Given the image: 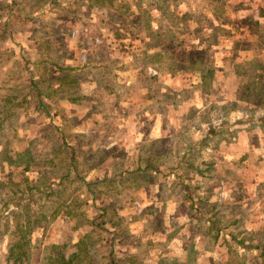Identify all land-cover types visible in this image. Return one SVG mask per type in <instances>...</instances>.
Returning a JSON list of instances; mask_svg holds the SVG:
<instances>
[{
	"label": "rangeland",
	"instance_id": "rangeland-1",
	"mask_svg": "<svg viewBox=\"0 0 264 264\" xmlns=\"http://www.w3.org/2000/svg\"><path fill=\"white\" fill-rule=\"evenodd\" d=\"M59 1L0 0V22L7 19L4 6L10 5L13 10V17L7 19L6 32L0 33V110L3 111L0 114V152L6 147L8 153L0 154V264H7L13 225L23 211L16 206L21 202L27 205L30 219L44 225L29 235V260L25 264H46L45 255L49 251L45 249L51 245H71L63 249L69 254L75 250L72 245L85 235L90 239L92 264L113 261L159 264L174 255L169 250H177L178 246L177 239L169 242L170 239L158 232L165 225L162 216L166 219V207L160 200L172 204L159 196V190H166V186L158 185L166 183V177L149 173L121 174L125 171L123 167L130 169L131 164L140 163L131 161L130 157L138 153L131 142L133 137L135 143L143 139L123 126V119L131 109L127 110L118 98L126 96L130 100L131 93L124 90L116 93L114 88L109 91L110 87L101 90L99 82H91L89 76L91 72H100L90 63L94 61L96 47L105 48L103 43L111 41L109 35H116L110 28L107 33L105 26L91 30L89 18L95 19V14L88 17L84 13L82 0H63L62 4ZM117 39L113 37V41ZM67 74L79 79L76 86L63 83L60 76ZM31 82L42 92L46 113L34 108L35 99L27 92ZM56 83L61 84L55 87ZM90 83L98 84L93 88ZM13 97L17 100L9 106L8 101ZM21 97H26L29 105L21 104ZM245 116L255 119L252 124L257 127L264 126L263 116L251 111ZM221 123L219 128L224 121ZM224 138L230 152L233 145L243 150L242 144L238 147L239 137L231 128L224 127ZM237 148L235 153L239 152ZM72 149L76 170L83 181L90 184L88 187L80 185L76 179L60 181L68 170ZM207 152L211 156L208 162L217 160L214 151ZM17 153L18 167L8 165L6 161L16 159ZM129 155L123 160V156ZM202 170L204 178L212 183L210 173L205 167ZM257 170L260 171L259 181L264 183V167L258 166ZM202 179L195 180L192 186L193 200L189 203H193L196 210L201 204L198 192L205 190ZM215 184L211 198L218 206V215L225 216L230 204L241 208V214L231 222L234 228L223 230L222 237L233 232L240 239L234 242L233 248L240 252L238 242L245 237V232L255 241H262L264 200L250 192L245 179L230 182L216 179ZM21 190H25L24 195ZM252 199L260 201L252 204ZM231 217L235 215H227ZM151 219L150 225L143 228V222L149 223ZM252 224L254 230L250 228ZM245 239L248 241L249 236ZM239 255L242 254L229 256L230 262L223 249L217 248L208 257L215 263L225 264L237 262ZM239 258L243 263L256 264L255 256L244 253Z\"/></svg>",
	"mask_w": 264,
	"mask_h": 264
},
{
	"label": "crops",
	"instance_id": "crops-1",
	"mask_svg": "<svg viewBox=\"0 0 264 264\" xmlns=\"http://www.w3.org/2000/svg\"><path fill=\"white\" fill-rule=\"evenodd\" d=\"M82 1L84 13L95 14V19L89 18L91 30L105 26L107 33L110 28L116 35L103 43L106 49L96 47L94 61L89 59L93 69L100 70L89 74L91 82H99L101 90L110 87L109 91L131 93V103L126 96L118 98L131 109L125 112L123 126L143 138L141 143H135V137L131 142L138 150L136 156H123L140 163L123 167L121 174L166 177V183L158 185L166 186L159 196L172 204L160 200L166 219L162 216L165 225L158 232L169 242L177 239L178 246L159 264H221L208 257L217 248L228 260L234 253H245L255 256L256 264H264L256 249L264 237L255 241L245 232L238 242L241 252L233 248L240 240L233 232L222 237L223 230L234 228L231 222L241 208L230 204L222 217L211 198L216 179H245L250 192L264 200V183L257 170L264 167V126L257 127L252 124L255 119L245 116L254 112L263 116L264 123V0ZM60 77L70 87L79 81L70 74ZM90 84L95 88L98 83ZM39 93L35 110L42 109L40 102L44 104ZM224 127L238 135L242 151L235 145L232 152L227 150ZM235 148L242 153H235ZM207 151H214L217 160L208 162ZM205 164L210 165L213 184L204 178ZM198 178H204L205 190L194 191L201 203L196 210L189 202ZM259 201L252 199V204ZM228 214L235 217L227 218ZM151 222H143V228ZM242 255L237 262L225 264H249L239 260Z\"/></svg>",
	"mask_w": 264,
	"mask_h": 264
},
{
	"label": "trees",
	"instance_id": "trees-1",
	"mask_svg": "<svg viewBox=\"0 0 264 264\" xmlns=\"http://www.w3.org/2000/svg\"><path fill=\"white\" fill-rule=\"evenodd\" d=\"M1 5V4H0ZM2 7V6H0ZM4 10L7 11V19L12 18L13 17V10H12V6L10 5H6L3 8ZM6 19V21H1L0 22V26H1V30L0 33H5L7 30V25H8V20ZM39 89L37 87L36 83H29V96L31 98L40 99V93H39ZM13 97L9 102V106H12L13 102L16 101L17 99ZM28 102V100L25 98L23 99L21 102L23 101ZM40 106H41V110L43 112H47L46 110V105L42 104L40 102ZM3 111L0 110V114H2ZM1 155H5L8 153L6 152V147L3 148V150H1L0 152ZM16 154H13L14 158ZM19 158L18 153H17V158L14 160L9 159V161H6L8 165L10 166H14V167H18V165H16V161ZM74 152L73 149L71 150V154L69 156V167L68 170L65 173V177L63 176L62 178H60V181L63 182L66 178L67 180H71V179H76V181L78 183H81L80 185H85V186H89L90 184L85 183L83 180V178L79 175V173L76 170V167L74 165ZM8 160V159H6ZM19 160V159H18ZM210 168L209 164H205V170L208 171ZM204 174V173H203ZM32 188H30L31 190ZM50 190V188H49ZM35 191H37V188H35ZM21 195L25 194V190L24 191H20ZM18 209L22 208V212L19 213V219L17 220V223L15 225H13V235H12V240L10 242V244L8 245V251L6 254V263L7 264H25L27 260H29V255H28V246H29V240L30 237L29 235L32 233V231L36 228H41L43 227V223H39V222H35L33 219H30V216L27 214L28 210H27V205L25 206L24 204L19 203V205L16 206ZM71 211V210H70ZM23 213H25V216L23 215ZM56 216V215H54ZM65 216V215H64ZM89 237L87 235L83 236L80 240L77 241V243H75L74 245H72V247L75 249L73 252L69 253V254H65L63 252V249L66 246H71V245H62V246H57V245H51L49 247H46V251H49L48 255H45V259H46V264H92V262L90 261V257L89 255L90 253V246L89 244ZM256 249L258 250L259 253V257L262 258V261L264 262V243L261 245H257ZM109 264H117V262L113 261V263H109ZM119 264V263H118Z\"/></svg>",
	"mask_w": 264,
	"mask_h": 264
}]
</instances>
